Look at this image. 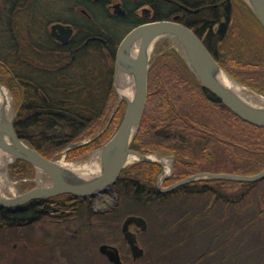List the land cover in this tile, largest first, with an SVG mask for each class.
<instances>
[{"label":"trees","instance_id":"16d2710c","mask_svg":"<svg viewBox=\"0 0 264 264\" xmlns=\"http://www.w3.org/2000/svg\"><path fill=\"white\" fill-rule=\"evenodd\" d=\"M198 1L203 2L198 4ZM122 2L129 12L143 5H152L153 15L136 22H129L128 16H120L117 23L126 27L125 30L120 34H113L110 30L103 32L108 38V52L94 46L88 60L92 63L91 68L61 71L54 76H43L41 71L28 68L27 63L38 61L40 32L34 26L21 31L13 22V38L2 40L6 43L3 49L6 52L0 53L3 60L0 73L5 74L7 80L0 77V82H10L19 96L15 129L21 138L49 158L62 154L67 147V158L81 155L105 143L115 133L125 113V100L102 134L79 143L97 132L107 120L115 105L112 78L116 49L130 28L145 21L172 19L180 15L179 20L197 32L222 68L264 94V70L251 66L258 60L257 56L264 54V26L244 0H136L132 5L127 0ZM15 5L9 4V7ZM191 8L199 10L195 12ZM238 10L249 16V21L246 20L249 28L239 24ZM30 22L35 23L32 19ZM249 31L254 33L253 37H249ZM76 62H87L86 56L79 55ZM229 62L242 68L249 65V69L236 71L233 68L237 67L231 68L229 65L233 64ZM89 75H95L97 80L88 81L86 77ZM29 78L33 81L50 80L51 84L30 86L31 96L35 97L30 100L24 98L27 93L24 80ZM41 92L48 97L47 101L40 97ZM131 146L142 153L167 150L174 155V172L164 181L165 185L203 171L255 174L264 169V127L245 121L206 89L176 46L157 55L150 64L147 104ZM11 168L21 176L32 174L34 170L30 162L23 160H17ZM162 170V164L135 161L123 168L116 184L121 185L125 196L144 204L153 201V193L157 198L170 197L180 189L188 190L193 186L198 187L194 192H216L215 198L221 197L222 190L226 189L229 191L226 200L230 201V196L234 195L235 201L249 193L256 184L196 179L162 193L157 187ZM210 182L220 185L214 188ZM65 204L58 213L62 210L69 214L68 208H83L85 200ZM49 209L47 199L32 200L26 207L16 210L0 206V228L18 229L39 220ZM105 217L104 213L99 214L101 221Z\"/></svg>","mask_w":264,"mask_h":264},{"label":"rangeland","instance_id":"374dc122","mask_svg":"<svg viewBox=\"0 0 264 264\" xmlns=\"http://www.w3.org/2000/svg\"><path fill=\"white\" fill-rule=\"evenodd\" d=\"M51 1H30L32 21H36L37 15L45 7L43 5H49ZM127 1L132 5L136 0ZM141 8L142 6L139 11ZM99 17L113 34L123 33L126 28L111 18L103 17V13L99 14ZM246 20L249 21V16L239 11V24L243 23V26L249 28ZM217 27L218 25L215 28ZM247 33L249 37L254 35L251 31ZM153 43L155 47L150 55L151 62L171 46L182 49L175 39L166 35L158 37ZM251 43L257 45L255 41ZM247 58L249 59V54ZM257 59L251 66L264 70V54L257 56ZM229 66L237 67L233 68L236 71L249 69V65L242 68L236 63ZM223 70L237 80L224 68ZM117 76L114 72L112 86L116 93L113 99L115 105L106 117L107 120L97 132L79 143L99 136L97 134L106 126L119 100ZM0 77L7 80L5 74L0 73ZM94 78L96 79L95 75L86 77L91 82L97 80ZM237 81L250 93L264 96L251 85ZM1 83L9 90L16 118L18 93L11 87L10 82L4 80ZM101 145L71 158H67V147L55 159L84 162L97 153ZM146 154H154L155 159H166L170 164L174 159V155L167 150ZM99 164L101 167L100 157ZM12 165L7 168L13 182V190H5L8 196L21 194L36 184L48 183L47 176L35 167L32 174L21 176L11 168ZM164 173L165 165L159 176ZM164 183L162 182V185L167 186ZM209 185L215 188L220 184L210 182ZM196 188L198 187L180 189L173 196L154 197L150 204H144L125 196L121 185L115 184L112 189L101 195L85 199V207L68 208L69 214L63 213L62 210L58 213V209L76 199L69 198L67 194L48 198L50 209L39 220L14 230L0 228V264H114L99 250L102 243L116 246L124 264H264V178L256 181L249 193L235 201L234 195L230 196V201L226 200L225 196L229 195L226 189L222 190L221 197L215 198L216 192H194ZM100 213L106 215L102 221L99 219ZM131 214L143 216L148 224L144 231L135 223L130 225L132 231L139 230L138 244L144 248L143 256L138 258L133 257L122 231L123 221ZM87 227L89 230H86Z\"/></svg>","mask_w":264,"mask_h":264},{"label":"water","instance_id":"95a60500","mask_svg":"<svg viewBox=\"0 0 264 264\" xmlns=\"http://www.w3.org/2000/svg\"><path fill=\"white\" fill-rule=\"evenodd\" d=\"M253 10L259 21L264 26V0H244ZM120 14L125 13L121 3L114 4ZM180 15L172 19L149 20L134 26L121 40L115 60V72L120 71L132 74L134 78V93L131 98L121 97L100 135L110 124L113 116L124 99L126 109L123 119L115 133L97 151L101 158L100 172L94 176H84L61 165L58 159L49 158L42 154L37 148L21 138L14 124V116L7 118L0 111V153L3 158L11 157V161L5 164L7 169L10 164L17 160L30 162L37 170L45 174L49 180L46 184H36L25 192L14 196H1L0 206L16 210L26 207L32 200L47 199L59 194H72L78 197H95L113 188L117 183L122 170L129 165L130 157H137V161L165 163L159 159H153L150 154L142 153L131 146L132 140L142 121L148 97V74L151 57L149 46L160 36L166 35L175 39L181 46V52L185 57L191 70L195 73L201 84L210 90L222 103L230 108L235 114L245 121L256 126L264 127V104L255 105L242 98L230 87L226 86L217 76L219 70L223 69L215 56L209 50L204 40L191 28L179 20ZM62 24L53 25V29ZM138 47L135 51V45ZM0 82V87H2ZM14 111V110H13ZM174 159L170 164L168 173L161 174L157 181L160 192L166 193L175 188L196 179H226L234 181L256 182L264 178V169L255 174H242L236 172H212L203 171L186 176L174 183L164 186V182L174 172ZM131 223H135L140 230H146L147 220L136 214L128 215L122 224V231L128 241L134 258L143 256L144 248L137 242V233L130 229ZM99 250L106 254L114 264H124L120 251L116 246L102 243Z\"/></svg>","mask_w":264,"mask_h":264},{"label":"flooded vegetation","instance_id":"af4514ba","mask_svg":"<svg viewBox=\"0 0 264 264\" xmlns=\"http://www.w3.org/2000/svg\"><path fill=\"white\" fill-rule=\"evenodd\" d=\"M117 2H120L121 7L125 9L124 14L118 13V8L114 7ZM15 3L14 7H9V4ZM43 6L45 7L37 15L36 21H33L35 23L32 25L30 22L33 18L30 17V1L0 0V53L4 52L3 49L6 45L2 40L13 38L14 36L12 31L13 22L17 23V29L21 31L32 28V26L36 27L35 29L40 32L39 46L37 48L38 61L36 63H27V67L41 71L43 76L47 74L54 76V74L61 71L70 72L78 68H91L92 63L88 62V60L90 55H92L94 46L101 47L102 50L108 52V38L103 32L109 29L100 21L99 14L103 13V17L116 19V21L120 19V16H128L129 22H136L141 18L148 19L153 15L152 5H143L140 11L138 8L133 12H129L123 5L122 0H52L49 5L44 4ZM55 24H62L63 26L53 29ZM79 55L82 57L86 56L87 62H76ZM1 63L3 64V60L0 58ZM24 83L27 85V93H25L24 98L27 97V99L33 100L35 97L31 96L30 86L51 84V81H33L29 78L25 79ZM41 95L40 97L44 100H48V97L43 92H41ZM67 195H69V198L71 197L78 201L90 198L78 197L69 193ZM154 197H156V193H153ZM138 232L139 230L136 231L137 242Z\"/></svg>","mask_w":264,"mask_h":264},{"label":"bare ground","instance_id":"6f19581e","mask_svg":"<svg viewBox=\"0 0 264 264\" xmlns=\"http://www.w3.org/2000/svg\"><path fill=\"white\" fill-rule=\"evenodd\" d=\"M203 1H198V4H202ZM197 4V3H196ZM195 4V5H196ZM194 7V4L192 5ZM190 10L197 12L199 8H191ZM189 25V24H188ZM191 27V26H190ZM192 28V27H191ZM138 47V43L135 45V51ZM154 43L152 42L149 46V55L153 53ZM218 78L232 90H234L237 94H239L242 98L247 100L249 103L255 105L264 104V96L259 95L257 93H250L249 90L246 89L244 85L235 80L232 76H230L223 69L219 70L217 73ZM117 85L118 91L121 97L131 98L134 93V78L132 74L124 71H120L117 76ZM3 111L7 118H12L14 115L12 98L10 97L9 90L6 86L0 87V111ZM3 154L0 153V195L9 197L5 190H13V182L10 179L8 170L5 168V164L11 161V157L7 156L6 159L3 158ZM99 152L92 155L87 161L84 162H76V161H66L64 158L58 159L59 163L69 169L78 172L84 176H94L100 172V164H99ZM151 158L155 159V155H150ZM129 162H133L137 160V157H130ZM165 163V174L170 169V161L166 159H162ZM102 193H99L101 195Z\"/></svg>","mask_w":264,"mask_h":264}]
</instances>
